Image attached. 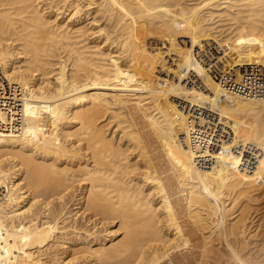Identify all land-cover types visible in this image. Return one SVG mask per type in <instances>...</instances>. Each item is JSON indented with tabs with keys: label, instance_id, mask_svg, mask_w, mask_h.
<instances>
[{
	"label": "bare ground",
	"instance_id": "obj_1",
	"mask_svg": "<svg viewBox=\"0 0 264 264\" xmlns=\"http://www.w3.org/2000/svg\"><path fill=\"white\" fill-rule=\"evenodd\" d=\"M208 43L264 68V0H0V264H264V96ZM186 104L233 132L211 170Z\"/></svg>",
	"mask_w": 264,
	"mask_h": 264
},
{
	"label": "built area",
	"instance_id": "obj_2",
	"mask_svg": "<svg viewBox=\"0 0 264 264\" xmlns=\"http://www.w3.org/2000/svg\"><path fill=\"white\" fill-rule=\"evenodd\" d=\"M222 47L217 44L208 43L200 48L198 51V58L202 65L210 69L211 75L217 79L221 85L238 95L243 97H263L264 96V68L259 65H248L244 67L237 68H227L223 69L220 59L223 57L224 52ZM7 86L6 81L2 78L0 74V89L5 93L7 98H14L17 95L15 86L12 90ZM1 91V92H2ZM20 91L18 92V94ZM20 97L18 96V100ZM0 99V105L1 101ZM12 102L10 109L5 106L4 111H14L13 118H10L9 122L2 125L0 123V128L3 126V130L11 131L12 129H18L22 125V112L21 107L19 110L15 109L14 105H21V102H15V100H6ZM9 108V109H8ZM1 109V107H0ZM184 112L189 116L187 123V139L188 146L192 150L196 166L201 170H211L216 167L219 163L218 155L223 151V149L230 145L233 132L231 128L226 125V120H223L215 112L199 107L185 105L183 108ZM12 114V112H10ZM233 153L240 155L244 159L241 161L245 162L241 165L244 170H255L258 165L259 158L256 154L260 151L256 149L254 145H248L243 148L232 149ZM242 151L238 154L236 152ZM249 158V163L245 161V158Z\"/></svg>",
	"mask_w": 264,
	"mask_h": 264
}]
</instances>
